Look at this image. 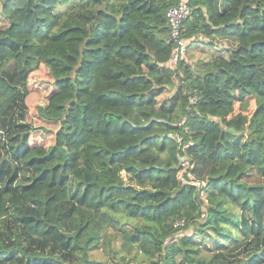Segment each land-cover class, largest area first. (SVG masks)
I'll return each mask as SVG.
<instances>
[{
    "label": "trees",
    "instance_id": "trees-1",
    "mask_svg": "<svg viewBox=\"0 0 264 264\" xmlns=\"http://www.w3.org/2000/svg\"><path fill=\"white\" fill-rule=\"evenodd\" d=\"M179 1L0 0V264H264V0H187L199 67Z\"/></svg>",
    "mask_w": 264,
    "mask_h": 264
},
{
    "label": "built area",
    "instance_id": "built-area-1",
    "mask_svg": "<svg viewBox=\"0 0 264 264\" xmlns=\"http://www.w3.org/2000/svg\"><path fill=\"white\" fill-rule=\"evenodd\" d=\"M190 14L191 7L189 6L187 0H180L178 3L170 6L166 11V19L169 26V36L174 41L169 59L172 63H174V66L180 59L184 57L187 51L190 38L184 36L182 23ZM188 100L189 104H194L196 102V96L194 94H190ZM185 121L186 114L181 116L177 125L180 128L183 127V129L187 130V127L184 125ZM173 136L177 144L182 148L183 151H186V149L192 144L191 139H189L188 141H184V137L181 134V131L174 132ZM189 161L190 160L187 157L181 158V169L178 173V178L181 179L182 182H189L191 184L197 185L200 195L204 196V186L206 182L204 180L192 179V177L189 175V167L191 166ZM177 224H182V220H178L174 223V225Z\"/></svg>",
    "mask_w": 264,
    "mask_h": 264
},
{
    "label": "rangeland",
    "instance_id": "rangeland-1",
    "mask_svg": "<svg viewBox=\"0 0 264 264\" xmlns=\"http://www.w3.org/2000/svg\"><path fill=\"white\" fill-rule=\"evenodd\" d=\"M69 5H70V3L59 4V5H57V7L58 8L61 7L63 10H65L66 8H68ZM222 45H224V43H221L219 46H222ZM214 52H215L214 49L207 47L201 40H199V42H192L191 44L188 45L187 51H186L183 59L186 63L192 65L193 67H199L200 62L208 60ZM77 53H78V45L76 46L74 53L71 55L75 56V55H77ZM74 58L75 57H71V61H73ZM37 77H40V78L37 79ZM48 77H49V75L46 72V69L43 66H40L37 69V71L29 79L30 91L37 92L38 94L39 93H47L49 91L48 82L46 81V79ZM169 93H170V90L166 89L163 93H161L158 96V98L162 99L163 97H165ZM123 177L125 178L124 175H123ZM136 186L139 187V185H136ZM53 217H54V212L51 211L47 216V221L52 222ZM36 225H37V223L33 224V226H36ZM93 256L95 258L102 260V261L107 260V258H108V256L106 254H104V253L102 254L99 250L93 252ZM144 263H146V262H144Z\"/></svg>",
    "mask_w": 264,
    "mask_h": 264
},
{
    "label": "crops",
    "instance_id": "crops-1",
    "mask_svg": "<svg viewBox=\"0 0 264 264\" xmlns=\"http://www.w3.org/2000/svg\"><path fill=\"white\" fill-rule=\"evenodd\" d=\"M167 66H174V63H172L170 60L166 63Z\"/></svg>",
    "mask_w": 264,
    "mask_h": 264
},
{
    "label": "clouds",
    "instance_id": "clouds-1",
    "mask_svg": "<svg viewBox=\"0 0 264 264\" xmlns=\"http://www.w3.org/2000/svg\"><path fill=\"white\" fill-rule=\"evenodd\" d=\"M189 45V44H188ZM183 59V58H182Z\"/></svg>",
    "mask_w": 264,
    "mask_h": 264
}]
</instances>
